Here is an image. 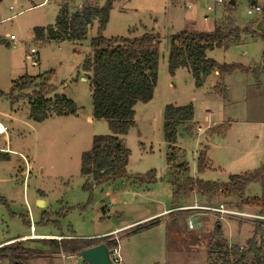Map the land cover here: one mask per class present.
<instances>
[{
	"label": "rangeland",
	"instance_id": "1",
	"mask_svg": "<svg viewBox=\"0 0 264 264\" xmlns=\"http://www.w3.org/2000/svg\"><path fill=\"white\" fill-rule=\"evenodd\" d=\"M85 1L74 0L71 12L81 9ZM87 1L102 6L107 0ZM230 1H115L104 31L107 38L138 37L152 32L160 40L159 78L154 98L135 106L136 125L122 137L131 151L129 173L145 176L155 170L156 175L152 183L145 182L138 187L121 180L95 186L93 200L89 202L90 191L84 189L87 178L81 175L82 155L92 149L95 137L112 134L107 120L93 117L91 73L83 68L86 57L92 52L91 40L97 35L99 24L94 22L83 42L39 44L34 41L33 28L53 25L64 0L44 4V0H0V121L9 127L13 151L9 153V160L0 161V243L4 239L11 240L6 244L22 241L18 236H30L31 232L33 236V226H36L37 236L56 234L61 240L62 233L88 238L161 212L156 218L144 219L120 231V255L124 263L212 264L215 259L211 258L210 245L217 221L221 222L227 236L228 223L259 228L253 223L219 219L204 211H178L170 184L173 163L168 160L174 153L179 162H188L190 176L207 181L228 182L230 175L264 165V74L259 70L264 67L261 37L255 34L256 37L248 36L244 44L207 51V56L219 63L256 67L261 73L259 79L252 72L227 74L228 101L214 93L220 77L211 75L202 87H197L189 69L180 68L175 75L168 70L171 36L184 30L212 31L215 23L227 13ZM235 1L233 18L238 25L246 28L250 22L260 19L261 12L248 13L255 6L251 0ZM256 3L262 6L264 0ZM260 22H255L254 30L264 29V25L257 29ZM11 34L17 37L16 46L10 40ZM32 48L38 51L37 65H32L30 59ZM51 71L56 94L74 101L80 111L66 117L52 114L47 120L36 122L29 116L27 99L12 105L13 82L26 74L38 77ZM190 103L196 112L192 131L187 133L180 127L177 143L170 147L164 139L165 107ZM209 112L212 116L207 115ZM200 126L203 132L198 131ZM202 149L207 151L211 167L205 172H199L197 166ZM245 194L263 197L264 187L262 183H251ZM41 198L45 205H38ZM222 202L241 206L240 198L218 195L209 199L197 194L183 198L178 205ZM243 208L258 211L253 207ZM191 215L195 222L192 230L187 226ZM175 218L177 221H173ZM261 229L264 231V227ZM30 239L23 240L25 248L46 254L52 251L46 240ZM0 261L11 264L10 258L3 257ZM83 262L73 256L64 264ZM30 264H63V260L41 255L33 256Z\"/></svg>",
	"mask_w": 264,
	"mask_h": 264
},
{
	"label": "trees",
	"instance_id": "2",
	"mask_svg": "<svg viewBox=\"0 0 264 264\" xmlns=\"http://www.w3.org/2000/svg\"><path fill=\"white\" fill-rule=\"evenodd\" d=\"M116 0H107L102 6L92 1H85L81 9L71 12L74 0H64L60 6L54 25L35 27L34 41L46 44L50 41L83 42L88 38L90 28L97 21V35L91 40L92 52L86 57L83 68L91 73L93 99V117L108 121L111 135L95 137L91 150L83 153L81 175L87 178L84 189L90 191L89 202L93 200V188L105 183L124 181V184L138 187L145 182L155 180L156 171L144 175H132L128 171L131 151L126 146L123 136L136 125L135 106L139 102L153 100L159 78L160 40L152 32H145L138 37L107 38L104 31L110 21L111 11ZM252 5H257L251 0ZM233 5L227 7L223 19L216 22L212 31L184 30L171 36L168 56V70L175 75L178 69L191 71L197 87H202L206 79L218 72L220 82L214 86V93L224 101L229 100L228 86L225 84L227 74L240 71L254 73L259 79V70L243 64H227L209 58L207 51L215 48H229L240 44L244 35H258L264 44V29L254 30L253 25L260 20L264 23V4L261 6L260 19L252 21L244 29L233 18ZM1 42V39H0ZM53 72L38 77L24 75L13 82L11 102L14 106L21 99H27L30 118L36 122L47 120L52 114L60 117L76 115L80 108L66 96L56 94L57 87L51 83ZM54 94L52 98L51 95ZM195 107L192 103L185 106L169 104L164 111V139L171 146L176 145L179 128L184 127L191 133V123L195 119ZM174 150V147H172ZM175 154V153H174ZM171 154L168 162L170 169L171 190L175 206L180 207L183 198L197 194L208 197L223 196L241 199V207H253L264 214V196L247 197L246 190L251 183H262L264 187V165L241 174L230 175L228 182L207 181L189 175L190 168L186 161L182 163L176 154ZM9 160V153H0V161ZM199 172L209 170L210 161L207 151L202 149L197 158ZM185 213V212H184ZM179 214V213H177ZM156 221V220H155ZM177 221V219H173ZM188 226V225H187ZM263 229L255 230V235L248 239L244 247L229 245L224 238L222 224L217 221L212 235L210 254L212 264H264V247L257 240ZM193 235H195L193 233ZM52 251L49 253H66L76 255L78 252L105 242L112 250L119 242L109 236L97 238H62L47 239ZM45 251L25 248L23 240L0 247V259L10 258L11 264H30L33 256L45 255Z\"/></svg>",
	"mask_w": 264,
	"mask_h": 264
},
{
	"label": "built area",
	"instance_id": "3",
	"mask_svg": "<svg viewBox=\"0 0 264 264\" xmlns=\"http://www.w3.org/2000/svg\"><path fill=\"white\" fill-rule=\"evenodd\" d=\"M223 0H219V3H222ZM261 12V6L255 5L253 8H250L248 10L249 14L254 13H260ZM10 40L14 42V46L17 45L16 40L17 37L14 34L10 35ZM30 59H32V65H37L39 63V57H38V51L35 48L31 49V56ZM211 112L207 113L208 116ZM199 132H203L204 129L202 126L198 128ZM10 147V140H9V127L2 121H0V153H12ZM236 207V206H235ZM230 206L227 202H222L217 205H192V206H185V207H178L176 210L178 211H204L206 213H210L219 219H228V220H234V221H242L245 223H253L257 225L258 227H264V214H262L259 211H252L250 209H246L243 207H236ZM191 215L188 219V228L190 230L195 228V222L192 219ZM34 228V227H32ZM112 239V238H111ZM119 242L117 238H113ZM111 250V249H110ZM111 255L113 258V261L115 264H124L123 259L120 255V247L116 246L111 250ZM86 264V263H81Z\"/></svg>",
	"mask_w": 264,
	"mask_h": 264
},
{
	"label": "crops",
	"instance_id": "4",
	"mask_svg": "<svg viewBox=\"0 0 264 264\" xmlns=\"http://www.w3.org/2000/svg\"><path fill=\"white\" fill-rule=\"evenodd\" d=\"M50 0H44V2H43V4L44 3H46V2H49ZM233 1H235V0H233ZM256 2H257V0H255ZM236 2V1H235ZM238 3V2H237ZM236 4V3H235ZM60 6V5H59ZM234 6V5H233ZM261 21V20H260ZM262 22V26L264 25V23H263V21H261ZM55 24V23H54ZM53 24V25H54ZM216 24V23H215ZM237 24H238V21H237ZM239 25H240V23H239ZM238 25V26H239ZM49 26V25H48ZM43 27H47V26H43ZM239 27H241V25L239 26ZM35 28V27H34ZM33 28V29H34ZM241 29H244V27H241ZM257 29H262V27L261 28H259L258 26H257ZM194 31V30H193ZM7 36H9V34L7 35ZM251 37L252 35H244L243 36V39H242V41L240 42V44H236V45H233L232 47H234V46H237V45H241V44H244L245 42H246V40H248V38L249 37ZM253 37H256V36H253ZM65 42H68V41H65ZM61 43H64V42H61ZM73 43H76V42H73ZM13 46H14V44H13ZM230 48V47H229ZM263 51H264V44H263ZM262 62H264V59L261 61V63ZM212 75H215V76H217V78H219V74H218V72H214ZM195 117H196V113H195ZM44 201V203L46 204V202H45V200H43L42 198L41 199H39L38 200V202L39 201ZM161 212H159V213H155V214H152V215H150V216H147L146 218H144L145 220L146 219H151V218H156L157 216H159V215H162V214H160ZM144 219H142V220H144ZM142 220H138V221H136V222H134V223H130V224H126V225H124V226H122V227H120V228H116V229H114V230H111V231H109V232H105V233H102V234H98V235H95V236H88V238H97V237H105V236H109L110 238H116V236L119 238L118 240H120L121 239V237H120V231L121 230H123V229H125V228H128V227H130L131 225H135V224H137V223H142L141 221ZM144 222V221H143ZM34 228H32L31 227V229L32 230H34L35 229V233H33V236H31L32 235V232H31V235L30 236H18L19 238H22L23 240H27V239H29V238H31L30 240H36V239H40V240H46L47 241V239H57V237H58V235L56 236V234H54V235H50V234H40V235H38L37 236V234H36V232H37V229H36V226H33ZM228 227H229V231H228V236H227V234L225 233V231L223 230V234H224V238L227 240V242L228 243H231V244H239V245H241L242 247H244L245 246V244H246V242L248 241V239H250V238H252L254 235H255V229L253 228V226H250L249 224H242V225H240V224H238V222H233V223H228ZM222 229H223V226H222ZM60 236H62L63 238H71L72 236L73 237H76V238H78L77 237V235H66V234H60ZM231 239L232 240V242H230V240L228 239ZM13 240V239H12ZM58 240V239H57ZM257 240H258V242L260 243V244H262L263 245V247H264V231H262V232H260L259 234H258V236H257ZM8 241H11V240H8ZM7 239L5 240L4 239V242H2V243H0V247L1 246H3L4 244H6L7 242ZM46 244H48L47 242H46ZM119 247H120V242H119ZM46 256H51V257H54V258H61L62 260H63V264H64V261L65 260H67L68 258H71V257H73V256H76V255H72V254H66V253H54V254H50V253H48V254H45ZM45 255H43V256H45ZM1 262V261H0ZM123 263H124V259H123ZM1 264V263H0ZM125 264V263H124ZM129 264V263H128Z\"/></svg>",
	"mask_w": 264,
	"mask_h": 264
},
{
	"label": "water",
	"instance_id": "5",
	"mask_svg": "<svg viewBox=\"0 0 264 264\" xmlns=\"http://www.w3.org/2000/svg\"><path fill=\"white\" fill-rule=\"evenodd\" d=\"M235 1L231 0L230 4L235 5ZM258 27H262V23L258 24ZM218 139V135H215ZM38 205H45L44 201H39ZM87 264H115L111 255V250L105 242L99 243L87 249H84L76 254Z\"/></svg>",
	"mask_w": 264,
	"mask_h": 264
}]
</instances>
